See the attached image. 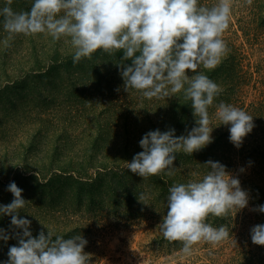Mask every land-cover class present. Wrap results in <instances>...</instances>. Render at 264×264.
Returning a JSON list of instances; mask_svg holds the SVG:
<instances>
[{"label":"clouds","instance_id":"9594fccd","mask_svg":"<svg viewBox=\"0 0 264 264\" xmlns=\"http://www.w3.org/2000/svg\"><path fill=\"white\" fill-rule=\"evenodd\" d=\"M6 0L0 9L3 28L8 33L5 47L18 34H43L62 39L74 49L73 63L91 60L98 51L109 56L122 53L130 64L117 65L125 91L132 89L145 99L168 100L182 93L190 101L195 127L187 135L175 130L149 131L139 142L142 149L127 169L143 180L153 176H173L176 154L192 155L213 142L209 109L215 106L219 125L230 126L229 141L237 148L255 127L244 110L220 101L222 89L205 71L215 70L230 53L224 37L232 18L234 0H216L202 6L200 0H34L30 10L14 12ZM251 6L253 0H245ZM209 171L199 180L173 184L167 197V215L159 225L169 242H180L181 252L190 256L196 245L213 247L231 239L225 225L214 227L210 217L228 218L248 205V193L218 161H207ZM13 200L0 205V215L11 216V225L20 229L11 237L0 229V240L18 241L8 249L6 264H90L84 252L87 240L81 235L68 239L41 231L33 237L31 221L19 218L26 202L22 189L8 186ZM141 193L138 200L146 201ZM145 204V203H143ZM146 205V204H145ZM264 213V205L258 209ZM254 245L264 246V225L250 230Z\"/></svg>","mask_w":264,"mask_h":264},{"label":"rangeland","instance_id":"374dc122","mask_svg":"<svg viewBox=\"0 0 264 264\" xmlns=\"http://www.w3.org/2000/svg\"><path fill=\"white\" fill-rule=\"evenodd\" d=\"M202 2L203 6H211L216 0ZM5 4L6 0H0V9ZM32 4L30 0H13L10 7L14 12H22ZM259 4L258 0H253L251 6L246 5L245 0H234L230 26L223 37L238 46L239 52L243 54L242 65L247 73L246 85L242 89L240 99L237 98L234 104L242 105L241 109L253 117L255 125L239 148L229 142L228 156L232 160L230 168L226 169L239 180L241 189L248 193V205L228 218H209L214 227L225 225L235 244L231 239L217 247L202 243L194 246L190 256L184 255L180 250V242L167 241L159 229L167 215L168 196L157 199L159 183L143 180L135 174L126 185L117 186L119 198L116 201L113 194L105 192L106 187L103 186L67 185L68 187L60 193L55 191L54 194L49 190L43 192L37 183L44 182L57 168L68 165L67 160L72 158L66 151L57 155L53 152L54 128L48 125L47 120L52 119L57 106L56 102L47 99L54 91L48 85H30L24 90L12 89L10 98L0 101V205L12 202L13 196L8 191V186L14 182L23 190L22 197L28 202L24 209L20 210L19 218L31 221L32 236L37 237L41 231L47 235L48 231L54 240L57 236L68 239L79 234L87 240L84 252L90 255V264H264V246L254 245L250 234L255 225H264V213L258 210L259 206L264 205V173L258 172L259 167L264 169V31L261 30L255 35L252 28H249L250 32L247 29L248 23H259V20L253 18L257 10L264 11L263 7L260 9ZM2 18L0 16V20ZM63 41L65 40H60V44ZM24 42L27 50L33 44L38 45V48L40 44H44L53 50L51 45L59 43L45 35H40L33 43L29 44L27 38ZM24 47L20 48L23 49L21 53H16L15 47L7 48L4 42L0 41L1 88L4 85L10 88L14 86L5 80L21 72L14 67L17 66L16 59L27 53ZM7 50L11 54L3 65L4 51ZM60 51L66 54L67 50H63L60 45ZM33 53L32 50V55L25 59L31 60ZM21 65L25 66L22 71L28 67L24 63ZM106 76L113 77L111 74ZM117 84L119 86L118 91H115V98L124 99L133 106L136 109L132 113L133 116L140 119L149 116L157 121L164 115L167 100H148L132 89L125 91L124 81L120 78L117 79ZM46 89L50 91L46 92ZM62 91L68 93V90ZM59 93L60 89H55L54 95ZM69 97L71 100L76 99ZM7 100L10 102L7 103ZM62 115H66V112ZM105 117L106 115L101 117L100 108H96L91 113L93 127L96 128L99 123L105 124ZM123 120L124 117H119L120 122ZM216 123L218 121H215L214 125ZM229 127L224 126L223 130ZM215 157L209 160L217 162ZM195 161L194 170L196 164L200 169L206 167L203 164L204 159ZM179 169L184 170L181 165ZM191 180L194 179L178 183ZM173 184H176V181ZM80 191L83 196L78 195ZM141 193L147 197L146 201L138 200ZM0 229L10 237L14 233H21L20 229L11 225V216L6 215H0ZM17 244L15 238H10L7 242L0 240V264H6L8 249Z\"/></svg>","mask_w":264,"mask_h":264},{"label":"trees","instance_id":"16d2710c","mask_svg":"<svg viewBox=\"0 0 264 264\" xmlns=\"http://www.w3.org/2000/svg\"><path fill=\"white\" fill-rule=\"evenodd\" d=\"M30 1L34 2V0ZM258 1L261 6L260 9H263L264 0ZM200 4L203 6L202 0H200ZM31 6H28L26 11L30 10ZM263 13L264 11L257 10L253 14V18L259 20V23H248L247 29L249 32L251 31L249 28H252L255 35H258L261 30L264 31ZM2 24L3 18L0 20V41L4 42L8 33L3 27L1 28ZM254 24H256L255 27ZM248 31L247 34H249ZM40 35L43 34L34 36L18 34L13 40L9 41L10 46L7 48L15 47V52H20L23 50L20 48L24 47L25 38L28 39L30 44ZM225 41L231 50L230 53L215 70L209 72L201 69V71H205V74L222 89L220 96L215 101L216 104L223 101L241 109L242 105H239V107L234 103L237 98L240 99L242 89L246 85L247 73L244 72L242 65L243 54L239 52V47L234 43L227 39ZM58 42L55 43L56 45H51L53 50L50 46L44 44H40L39 48L38 45L33 44L28 47L30 48L28 50L24 47L27 53L16 59L15 65L17 66L14 67V69H19L21 72L16 73L17 76L5 80V82L13 83L14 86H11V88L7 85L0 87V101L10 98V90L12 89L24 90L28 89L30 85L36 87L48 85L50 89L52 88L54 91H52L51 96H47V99L56 102L57 107L51 116L52 119L47 121L48 125L54 128L52 132L54 139L53 152L57 155L61 151H66L72 155V158L67 160L68 165L57 168L56 172H52L44 182L37 183V186L41 187L43 192L49 190L54 194L55 191L62 192L63 189L68 187L67 185L103 186L106 187L105 192L113 194L116 201L119 198L117 186L126 185L133 176V173L127 169V163H130L133 157L142 151L139 142L146 133L157 129L161 132L174 129L175 136L179 137L181 135L186 136L196 126L190 101H186L182 93L168 99L164 115L162 114L161 119L157 121L149 118V116L144 119L133 116L132 113L136 109L124 99L115 98L117 93L115 91H118L119 86L117 79H123L120 74L122 69L117 65L130 64V61L122 60V53L117 52L115 55L109 56L107 54L102 55L98 51L91 60L82 58L79 63L74 64V49L71 44L66 40L62 44H60V41ZM60 45L63 50H67L66 54L60 51ZM32 50L34 52L33 58L31 60L25 59V57L32 55ZM8 52V50L4 51L3 65H5V61L9 59L11 54ZM22 60L24 61L22 62ZM23 63L28 66L25 71H22L25 68L24 65H21ZM88 74L92 76H88ZM108 74L113 75V77L109 78L106 76ZM61 88L68 90V93L63 92ZM85 88L86 91H84ZM50 89H46V92ZM55 89H60L61 93L54 95ZM69 96L76 97V99L71 100ZM9 102L7 100V103ZM96 108H100L101 117L106 115V122L101 125L99 123L94 128L91 113ZM215 111V106L209 109L212 118L211 126L214 127L211 134L213 142L202 150L194 152L191 156L183 151L178 152L173 163V167L177 168V171L173 176H153L147 179L159 183L158 186L160 187H158L156 193L157 199L169 195L168 190L174 181L177 184L182 180L202 179L209 169L207 167L200 169L198 164H196L195 170L193 169L196 163L195 160L199 158L204 159L203 164H206L210 158L216 156L214 160L224 165L225 169L230 168L232 158L228 156L230 151L229 131L228 129L223 130L225 125H219V121L215 117ZM63 112H66V115H62ZM42 115L45 116V114ZM121 116L124 117L122 122L119 121ZM215 121H218V123L214 125ZM215 153L219 154L215 155ZM98 154H100L99 158ZM179 165L184 170H180ZM258 172L264 173L263 167H259ZM80 194L83 196V192L80 191L78 195Z\"/></svg>","mask_w":264,"mask_h":264}]
</instances>
